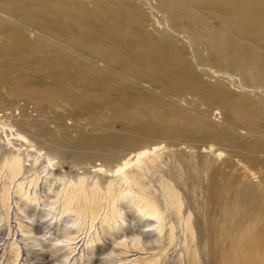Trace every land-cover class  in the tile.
I'll use <instances>...</instances> for the list:
<instances>
[{
    "label": "bare ground",
    "instance_id": "obj_1",
    "mask_svg": "<svg viewBox=\"0 0 264 264\" xmlns=\"http://www.w3.org/2000/svg\"><path fill=\"white\" fill-rule=\"evenodd\" d=\"M150 1L0 0V104L6 103L0 107L4 112L0 114V146L5 141L13 148L3 165L13 179L24 174L29 156L24 151L28 148L38 153L35 164L45 158L49 165L63 166L65 158H59L60 153L70 156L71 151H80L76 153L83 161L74 159L79 164L100 160L98 165L92 162L96 180L80 177L55 191L64 196L65 211L56 214L48 210L52 218L43 215L54 223L73 205L70 209L90 220V230L99 220L105 234L112 229L108 222L114 209L111 213L107 210L109 200H116L118 184L123 189L126 186L124 204L131 212L118 210L112 202L114 207L109 208L118 211V219L129 216L142 237L139 246L131 243L137 251L133 259L130 257L132 264H159L177 242L178 227L184 247V261L179 264H264V168H255L257 162L250 158L259 156V147L264 155V93L257 89L264 87V0ZM148 10L161 11L177 29L183 25V30L204 40L217 66L241 77L247 87L236 88L217 69L205 74L206 69L199 64L207 57L201 58L192 50L190 41L180 45L166 38L167 34L149 30ZM4 15L26 18L47 28V37L36 34L33 42L28 41L22 31L2 24L8 20ZM54 40L88 51L90 59L50 46ZM7 48L18 54L5 52ZM136 51L140 54H132ZM33 54L39 57L28 60ZM188 56L195 67L186 63ZM19 61L23 62L16 63ZM112 63H120L123 71L144 75L155 92L164 91L175 100L152 94L148 86L143 90L120 84V76L107 72ZM33 64L40 76L23 70ZM188 89L200 93L199 101L201 97L213 104L217 101L222 109H230L233 118L250 121L238 122L225 131L223 125H216L212 108L197 115L181 106V102L191 104L187 99L176 100ZM20 100L33 103L37 110L45 108L47 114H32ZM99 107L100 113L93 111ZM71 112L74 117L78 112L85 117L75 123ZM45 122L50 124L48 128ZM253 134L257 138L251 143L238 144L239 139ZM16 141L21 142L20 148H15ZM236 158L238 164H248L232 184L226 167ZM154 172L158 184L151 179ZM101 174L109 175L108 179L101 181ZM216 178L220 181L215 182ZM190 189L200 198L194 200V194H188ZM114 215L116 231L122 232L123 225L116 223ZM150 219L157 226L145 230L152 227ZM211 221L215 224L210 225ZM79 230L77 222L75 235ZM101 231L97 229V236L91 237L98 238ZM63 233L68 242L73 240L70 233ZM50 237L44 236V240H50L61 252V238ZM42 240L34 238L33 243L40 246ZM92 241L85 243L93 252ZM122 241L119 261L131 252L129 242Z\"/></svg>",
    "mask_w": 264,
    "mask_h": 264
},
{
    "label": "rangeland",
    "instance_id": "obj_2",
    "mask_svg": "<svg viewBox=\"0 0 264 264\" xmlns=\"http://www.w3.org/2000/svg\"><path fill=\"white\" fill-rule=\"evenodd\" d=\"M84 1H89V0H84ZM147 3L151 4L152 2L150 0L149 1L147 0ZM150 7L151 6H149L148 8ZM149 12L151 13L150 21H149V25H150L149 30H152V32L154 31L157 34H167L168 36L166 38H170L174 41H177L178 43H180V45L185 44L187 41H190L192 45V50L198 53L201 58L206 59L207 57L206 62L199 64L200 66H203L206 69L204 70L205 74H212L211 71L217 69V70H220L219 74L226 76V78L230 80L236 88L247 87L246 83L243 81L241 77L233 74L227 68L217 66V64L215 63V60L211 58L208 52L209 48L205 47L204 40H199V38H197L194 33L183 30V25L177 29L175 25L173 24V22L169 18H167V16L163 14L161 11L158 10L157 12H151V11ZM4 17L8 18V20H5L2 22V24L6 28L11 29L12 27L16 30L22 31L23 33L26 34L27 40L30 42H33L34 35L36 34L38 35V37H47L48 33L45 32L47 28L37 27L35 26V24H32V22L28 21L26 18H13L12 16H7V15H4ZM48 25H53V24H48ZM177 39H180L183 41H178ZM58 42H59L58 40H54L53 42H50L49 44L50 46H56V48L60 51L67 52L70 54L81 55L84 59H90L88 56V51H85L79 48H69L65 45L59 44ZM179 47L181 48V50H184L183 47L181 46ZM4 51L9 54H12V53L14 54L15 49L7 48ZM185 51L187 50L185 49ZM16 54H18V52ZM132 54L139 55L140 52L136 51V52H133ZM36 57L38 58L39 56L36 54H33V55L28 56L27 58L28 60L31 61L33 59H37ZM23 61H19L16 63L21 64ZM186 63L191 64L195 67L194 62L192 58H190V56L186 58ZM23 70L27 72L28 74H34L36 76H40L39 75L40 72L36 71L38 70V66L36 64H33L31 67H28L27 69H23ZM107 72L109 73L110 76H114V77L120 76V84L138 86L140 89H143V90H144V87L148 86L149 89H152L151 91L152 94H155L162 98H167L170 100L173 99L171 100L172 102L175 100V98H172L171 96H165L164 91L158 90L155 92V90L150 86V84L146 83L148 82V80L146 79L144 75L123 71L120 63L109 64V67L107 68ZM257 89H259L260 91H262V93H264V87H261V85L257 86ZM199 94L200 93L197 90L188 89L186 92L182 93L181 98L176 99V100L177 101H179L180 99L189 100L191 104L181 102L180 103L181 106L185 108V110H188L189 112L197 114V115H201V112L203 110H209V108H212L213 109L212 114L216 113V115L214 116L217 122L216 125L218 126L223 125L226 128L225 131H230L233 125L238 122H243L245 124L246 123L248 124V122L250 121L247 118L243 119L242 121L238 120L237 118H233L229 114L230 109H227V110L222 109L223 106L219 105L217 101H215L213 104V102L205 100L204 97H201L199 101L197 97ZM3 98H5L7 101L12 102V100L7 96ZM197 101H199V103H198V107L196 108ZM18 102L20 104H23L28 109V111L34 115H39V113L40 114L44 113V115L47 114V111L45 108H42L41 110H37L33 103H29L24 100H20ZM19 103L18 105H20ZM5 106H6V103L0 104V107H5ZM177 107L180 108L178 105ZM100 108L101 107H99L97 110L93 109V111L94 112L98 111V113H100L102 111ZM48 111L51 112L50 110ZM1 113L3 114L4 112L0 111V114ZM79 113L80 112H78L76 114V117H74V115L71 112V115H72L71 117L74 119L75 123L76 121H80L82 120V118L85 117L84 113H80V114ZM88 116H92V114H89ZM211 119L214 120L213 116L211 117ZM48 125L50 124L45 122L46 128L49 127ZM120 126H121L120 123L116 124V127L119 128ZM262 129L264 131V127ZM256 135L257 134H253V136H251L248 139H239L238 144L245 145L248 142L251 143L252 138H255V139L257 138ZM49 138L48 140L50 142L51 138L50 139ZM66 142L71 143L70 140L67 138H66ZM20 143L19 141L15 142V144H17L15 145L16 149L21 147ZM2 144L3 146H0V264H111V263L112 264L114 263L115 264H122V263L129 264L131 262V260L136 256V253H137V251L136 252L134 251L135 249L131 246V243H135L137 246H139L138 244H139V241L140 242L142 241L141 239L142 237L140 238L138 236V233L136 232V229L134 225L132 224V220H130L129 216H127V218H124L126 217V215L123 216L124 220L118 219V216L116 215L118 211L115 208H109V207H114L115 205V207L117 206L116 208H118V210L120 208L122 212L124 211L126 213L131 212L130 210H128V207L126 206L127 204H124L127 201V199L123 196L126 186H124V189H123V186L121 184H118L117 185L118 189L116 193L119 196V199H118V196L115 194V196L117 197L116 198L117 201L109 200L110 204L111 202L112 204L114 203L115 204L110 205L108 203L109 204L107 206L108 208L107 207L106 208L107 210L109 209L108 210L109 213H111L113 209L115 210V212L113 210L112 213L110 214L111 219H109V222H108L110 224L109 225L106 224L112 227V229L111 231L107 229L105 231V234H104V231H101L102 229H100L101 227L98 224L99 220L96 221L97 222L96 225L94 224L93 226L94 229L91 227L92 230H90L89 228L90 226H92L90 223V220L80 217V215L77 214V212L70 209V207L73 208L72 207L73 205H71L70 207L68 206L69 210L67 208L68 212L63 213L62 218H60L61 220L59 221L55 220V222L52 223L48 219L47 220L45 219V216L46 217L49 216L48 218H52V215L48 214V210L49 211L53 210L56 214H60L61 211L63 212L64 209L66 210V208H64L65 207L64 198H63L64 196L56 195L55 191H57L59 188L62 189L64 184H68L70 181H76V180L78 181L80 177H88L89 181H92V179L96 180L95 170L93 169L94 164L92 162H95V164L98 165V164H101L100 160L97 159V160L90 161L87 163L79 164L74 159L80 160V158H78L77 156L78 153H76L80 151H74V152L71 151L70 156H68V154L63 155L62 152L60 153L59 158H65L64 160L66 161L65 162L63 160L64 161L63 166L62 165H59V166L49 165L45 158L38 159L39 162L35 164L34 162L37 159L38 153L35 152V150H32L31 148H30L31 150L28 148L29 151L25 150L26 146H24L23 147L25 150L24 153L29 155V156L27 155L28 157L24 155L25 157H27L25 158V172L22 175L20 174L21 176L19 175V177L17 176L16 178L13 179V177L9 175L8 167L3 165L4 164L3 161L9 154L8 152L11 150L12 147H7L5 145V141H3ZM257 152L259 153V156H250V158H253L257 162L254 165L255 168L257 169L264 168V158H263L264 155L262 154L260 147L257 149ZM241 155L243 157L244 153H242ZM10 156H11V153H10ZM237 160H239V158H236L235 162L233 164L231 163L232 165L230 164L231 167L230 166L228 168L226 167V170H228L229 176H230L228 180L232 181V184H234V180L237 178L236 177L237 174L239 175V173L242 171L245 164H248L247 162H244V161H241L238 164ZM80 161L82 162L83 159ZM88 163H92V164H88ZM101 175L103 176V177L101 176V181L103 180V182L107 177H109V175L108 176L107 175L104 176V174H101ZM152 175L153 177H151ZM152 175L150 177L152 180H154L153 183L158 184L157 182L158 175L156 174V172L152 173ZM58 177H60L61 179L58 180ZM219 181L220 179H217V178L215 179V182H219ZM204 183H206L207 186L209 185L208 181H204ZM195 193L196 191L192 192L191 189L188 192V194L191 195V197L194 196V200L200 198V196H197V194L195 195ZM23 195H26V197ZM61 202H63V204H61ZM116 202H117V205H116ZM62 205H64V207ZM123 207H125L126 209L125 208L123 209ZM43 214H45V216ZM112 214L113 215L115 214L117 216V218H115L117 220L116 223L117 224L121 223L123 225L122 232L116 231L117 225H115L114 218L111 217ZM201 218H202V214H201ZM81 221L83 223H81ZM84 221L87 223V225H85L86 223H84ZM77 222L80 225V230L75 235L74 229H75V224ZM150 222L152 224V227L145 228V230H151L153 227L157 226V223L155 221H152L150 219ZM209 224L214 225L215 222L211 221ZM97 229L101 231V235L98 236L99 239L96 237L97 235L95 234L96 233L95 231H97ZM177 230H178L177 236H179L177 237L178 238L177 242H174L170 246L171 248L169 249L168 254L164 255V257L160 260L159 264H179L183 260L182 253H183L184 247H183V243H181L180 241L182 237L181 235L182 233L179 227L177 228ZM63 232L70 233L74 237L73 240L68 242L65 238H63V234H64ZM108 232L110 235L108 234ZM102 233L104 235H102ZM106 233L108 236L106 235ZM93 234H95L96 236L94 235L91 237V235ZM44 236L45 237L51 236L50 237L51 239L55 237H58V238L60 237L61 239H60L59 244L62 247V251L61 252L57 251L52 245V242H50V240L48 241L44 240L45 239ZM88 236L94 239L95 243L92 241L94 244L91 243V246H90L92 247V250L94 253L90 249H88V247H86L87 244L85 242L88 239H91ZM34 238H41L44 241L42 240L41 244H39L40 246L34 245L33 243ZM100 238L102 239L100 240ZM123 239L129 242L131 246L130 248L131 252L128 253L130 255L124 256L125 258L119 261L122 257L120 256L121 254L119 251L122 250L123 248V245H122ZM100 242H102L105 248H103ZM94 245L96 247L95 250L98 249V251L94 250ZM53 251L55 252L53 253ZM112 252L113 254L115 252L114 255L116 256H114L113 254H110ZM130 257L132 259H130ZM103 260H105L106 262ZM185 261H187V259H185ZM130 264H132V262Z\"/></svg>",
    "mask_w": 264,
    "mask_h": 264
}]
</instances>
